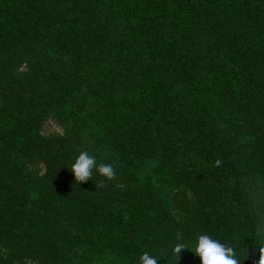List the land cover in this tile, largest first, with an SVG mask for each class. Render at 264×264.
<instances>
[{"label": "trees", "instance_id": "16d2710c", "mask_svg": "<svg viewBox=\"0 0 264 264\" xmlns=\"http://www.w3.org/2000/svg\"><path fill=\"white\" fill-rule=\"evenodd\" d=\"M199 234L259 264L264 0H0V264H199Z\"/></svg>", "mask_w": 264, "mask_h": 264}, {"label": "clouds", "instance_id": "9594fccd", "mask_svg": "<svg viewBox=\"0 0 264 264\" xmlns=\"http://www.w3.org/2000/svg\"><path fill=\"white\" fill-rule=\"evenodd\" d=\"M93 169L105 178L111 179L114 176V168L111 164H98L96 157L87 151H81L76 156L70 170L76 181L83 182L91 178ZM194 245L192 252L195 257H198L199 264H238L233 248L225 246L207 234L197 235L194 238ZM183 249H186L185 244L178 239L173 252L180 256ZM139 264H157V258L148 253H142ZM259 264H264V246L260 247Z\"/></svg>", "mask_w": 264, "mask_h": 264}, {"label": "rangeland", "instance_id": "374dc122", "mask_svg": "<svg viewBox=\"0 0 264 264\" xmlns=\"http://www.w3.org/2000/svg\"><path fill=\"white\" fill-rule=\"evenodd\" d=\"M64 131V127L62 126L61 122L55 117V116H48L44 120L42 133L45 136H51L54 134H60ZM32 169L36 171L37 173H42L45 169V166L41 162H37L34 165H32ZM89 190L91 192L94 191V188L92 186H89ZM3 253H5L4 250H2Z\"/></svg>", "mask_w": 264, "mask_h": 264}]
</instances>
